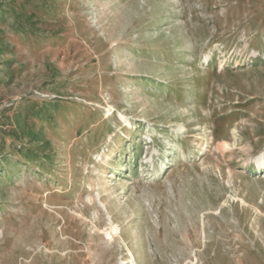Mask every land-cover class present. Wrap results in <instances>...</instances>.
Returning <instances> with one entry per match:
<instances>
[{"label": "rangeland", "instance_id": "1", "mask_svg": "<svg viewBox=\"0 0 264 264\" xmlns=\"http://www.w3.org/2000/svg\"><path fill=\"white\" fill-rule=\"evenodd\" d=\"M1 160L0 264H264V0H0Z\"/></svg>", "mask_w": 264, "mask_h": 264}, {"label": "trees", "instance_id": "2", "mask_svg": "<svg viewBox=\"0 0 264 264\" xmlns=\"http://www.w3.org/2000/svg\"><path fill=\"white\" fill-rule=\"evenodd\" d=\"M54 107H55V104H54ZM43 109H44L43 107L37 108V112L33 115V117H35L38 120H44L45 116L42 115ZM35 137H36V135H35ZM17 141L19 142L20 140H17ZM33 141L36 142V143H39L40 142L39 141V138H35V140H33ZM20 151H19V155L22 156L23 158L25 157V159H27L29 161H37L38 160V158H35L34 156H31L32 155L31 153L29 154L30 156H28V154H24V153H22ZM2 162H3V160H1L0 163H2Z\"/></svg>", "mask_w": 264, "mask_h": 264}]
</instances>
